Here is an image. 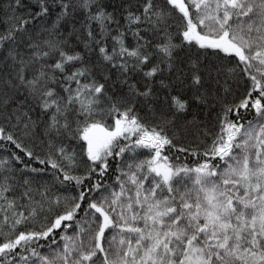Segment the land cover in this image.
<instances>
[{"label": "snow or ice", "instance_id": "6c2138e0", "mask_svg": "<svg viewBox=\"0 0 264 264\" xmlns=\"http://www.w3.org/2000/svg\"><path fill=\"white\" fill-rule=\"evenodd\" d=\"M0 264H264V0H0Z\"/></svg>", "mask_w": 264, "mask_h": 264}]
</instances>
